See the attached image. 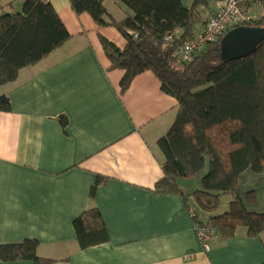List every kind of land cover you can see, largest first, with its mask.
Here are the masks:
<instances>
[{
  "label": "crops",
  "instance_id": "crops-1",
  "mask_svg": "<svg viewBox=\"0 0 264 264\" xmlns=\"http://www.w3.org/2000/svg\"><path fill=\"white\" fill-rule=\"evenodd\" d=\"M24 2L0 0V15L20 13ZM50 3L71 38L0 88L11 104L9 112L0 109V246L36 240L38 256L54 264H263L264 234L251 238L243 228L232 239L212 237L205 251L192 211L203 223L215 216L199 211L186 179L179 193L156 192L164 178L158 142L174 124L177 100L150 71L123 93L126 72L111 70L101 37L120 50L125 38L77 15L70 0ZM104 6L116 21L132 14L116 0ZM219 7L212 1L201 10L196 35ZM252 12L262 15L258 5ZM97 175L107 181L91 198ZM209 201L201 207L210 210ZM91 208L110 241L81 250L73 224Z\"/></svg>",
  "mask_w": 264,
  "mask_h": 264
},
{
  "label": "trees",
  "instance_id": "trees-1",
  "mask_svg": "<svg viewBox=\"0 0 264 264\" xmlns=\"http://www.w3.org/2000/svg\"><path fill=\"white\" fill-rule=\"evenodd\" d=\"M116 1L132 13L122 21L109 16L104 0L70 3L77 15L88 14L100 27H114L125 38L127 45L120 50L101 37L111 70L126 72L121 82L123 93L138 75L150 71L161 82L162 90L178 102L174 124L158 142L164 156V178L157 183L156 192L179 193L178 181L199 177L209 159V172L202 178L201 189L194 192V198L205 208L206 200L212 201L213 207L221 195L232 194L234 200L227 213L206 223L197 217L196 223L204 226L211 238L232 239L240 228L246 229L251 238L260 237L264 234V213L248 209L239 194V185L247 172L264 175V43L250 57L224 63L222 37L191 62H183L175 56L177 49L196 35L201 10L210 9L212 1L221 0H192L190 5L184 0ZM236 1L247 12L255 5L262 10V15L251 24L237 28L264 27V0ZM170 36L172 41L167 42ZM70 38L50 1L25 0L20 13L0 15V88L15 82L23 69L38 64ZM0 109L11 111L5 96L0 98ZM62 122L66 127L65 118ZM106 181L96 176L91 198ZM247 197L252 201L254 192ZM73 225L81 250L110 241L97 208L81 214ZM38 248L36 240L0 246V261L55 263L39 257Z\"/></svg>",
  "mask_w": 264,
  "mask_h": 264
},
{
  "label": "built area",
  "instance_id": "built-area-1",
  "mask_svg": "<svg viewBox=\"0 0 264 264\" xmlns=\"http://www.w3.org/2000/svg\"><path fill=\"white\" fill-rule=\"evenodd\" d=\"M255 19L250 12L241 9L236 0H221L219 10L210 17L205 29L180 46L175 56L183 62H191L195 55L205 50L209 44L218 41L238 26L251 24ZM166 41L171 42L172 36L168 37ZM192 216L197 218L194 211H192ZM195 230L203 248L205 251H209L211 236L208 230L198 223L195 224Z\"/></svg>",
  "mask_w": 264,
  "mask_h": 264
},
{
  "label": "rangeland",
  "instance_id": "rangeland-1",
  "mask_svg": "<svg viewBox=\"0 0 264 264\" xmlns=\"http://www.w3.org/2000/svg\"><path fill=\"white\" fill-rule=\"evenodd\" d=\"M185 4L187 5V0L185 1ZM251 16L254 18H258V16L252 12ZM199 23L197 24V26ZM196 26V27H197ZM209 172V159H207L206 162V168L203 171V173L194 179L189 180H183V185L188 188L191 193L193 194L197 190L201 189V181L202 178ZM240 183L241 189L243 190L242 193V199L246 202L248 209L255 213H264V175L258 176L253 174L252 172H248L246 176L241 178ZM250 192H254V199L252 201L248 200L247 194ZM234 200V196L232 194H225L221 195L217 202L215 203V206H213L210 210L204 209L201 206L197 205V208L199 211L203 213H212L215 217L223 215L227 213L230 210V204ZM193 202V201H192Z\"/></svg>",
  "mask_w": 264,
  "mask_h": 264
},
{
  "label": "water",
  "instance_id": "water-1",
  "mask_svg": "<svg viewBox=\"0 0 264 264\" xmlns=\"http://www.w3.org/2000/svg\"><path fill=\"white\" fill-rule=\"evenodd\" d=\"M263 43L264 27H239L233 29L222 40L221 60L227 63L248 58L255 54Z\"/></svg>",
  "mask_w": 264,
  "mask_h": 264
}]
</instances>
